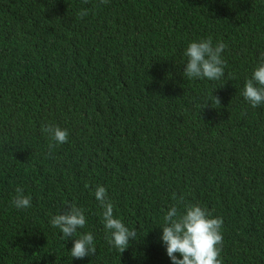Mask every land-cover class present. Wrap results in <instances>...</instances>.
<instances>
[{"label": "trees", "instance_id": "trees-1", "mask_svg": "<svg viewBox=\"0 0 264 264\" xmlns=\"http://www.w3.org/2000/svg\"><path fill=\"white\" fill-rule=\"evenodd\" d=\"M209 37L224 77L189 79ZM261 54L264 0H0V264H172L159 226L188 203L222 218V264H264V103L242 96ZM49 124L69 132L51 150ZM97 186L136 230L123 253ZM72 203L86 224L65 238L50 221ZM88 232L96 253L72 257Z\"/></svg>", "mask_w": 264, "mask_h": 264}, {"label": "clouds", "instance_id": "clouds-1", "mask_svg": "<svg viewBox=\"0 0 264 264\" xmlns=\"http://www.w3.org/2000/svg\"><path fill=\"white\" fill-rule=\"evenodd\" d=\"M101 3L107 4L108 0H101ZM78 14L83 19L89 14V9H82ZM225 48L223 42H217L214 46L211 37L190 42L184 53L187 61L183 75L189 79H221L225 73V61L222 58ZM242 96L253 108L264 103V54H261L251 78L246 80ZM215 102L220 105L218 97H215ZM42 132L50 139V150L58 144L66 143L69 138L68 130L58 125L49 124L42 128ZM15 191L13 204L16 208L31 207V196L25 195L21 187H17ZM95 198L103 209L102 222L107 230L108 243L123 253L129 247L130 241L135 240L136 230L129 229L121 219L114 217L113 203L105 187L97 186ZM180 201H183V197H180ZM163 219L164 224L159 226L162 229L161 239L166 245V252L172 264H222V218L213 217L207 208L198 204L188 203L184 205L183 211L177 204L171 205ZM50 223L60 229L63 237H74L77 230L86 224L84 209L72 203L62 214L54 215ZM70 253L77 259L95 254L93 234L88 232L74 239ZM177 253L182 258H177Z\"/></svg>", "mask_w": 264, "mask_h": 264}]
</instances>
